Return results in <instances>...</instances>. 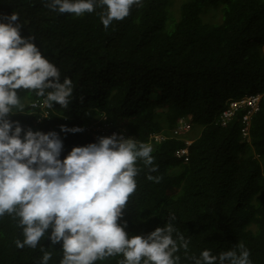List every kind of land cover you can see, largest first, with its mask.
Segmentation results:
<instances>
[{"label":"trees","instance_id":"16d2710c","mask_svg":"<svg viewBox=\"0 0 264 264\" xmlns=\"http://www.w3.org/2000/svg\"><path fill=\"white\" fill-rule=\"evenodd\" d=\"M172 3L143 0L105 29L100 9L76 17L53 12L44 0H0V14L17 13L21 35L34 36L61 79L70 77L74 86L67 109L57 105L41 116L38 107L12 118L57 132L61 124L84 128L110 122L111 130L147 142L150 133L188 116L200 128L191 157L196 151L202 158L185 166L174 157L179 141H152L156 171L151 175L161 179L147 180L140 163L137 190L125 210L127 230L147 233L172 213L191 239V252L210 248L215 254L243 241L253 264H264V188L226 209L240 182L260 180L264 187V95L250 125V143L239 139L238 118L227 126L214 124L226 99L264 92V0H181L177 9ZM20 94L25 103L38 102L34 94ZM60 135L66 154L102 134L90 128ZM256 192L260 196L252 204ZM17 238L22 239L16 222L0 218V264H37L39 249H18ZM58 258L54 251L49 264ZM182 264L191 262L182 258Z\"/></svg>","mask_w":264,"mask_h":264},{"label":"clouds","instance_id":"9594fccd","mask_svg":"<svg viewBox=\"0 0 264 264\" xmlns=\"http://www.w3.org/2000/svg\"><path fill=\"white\" fill-rule=\"evenodd\" d=\"M44 3L53 12L76 17L100 9L97 15L108 29L114 20L126 18L132 6L141 7L143 0ZM21 27L17 13L0 14V218L7 215L16 222L22 239H15V246L38 248L41 255L37 264H49L54 251L59 252L57 264H108L112 258L115 264H182V258L191 264H253L250 249L243 241L215 254L210 248L199 250L198 255L191 252V239L176 226L172 213L163 225L147 233L132 234L127 230L125 210L137 190L140 163L148 170L147 180L158 183L161 179L151 175L156 171L152 141H179L174 157L185 166L194 157L202 158L196 151L191 157L200 128L193 127L188 116L178 117L171 128L150 133L147 142L111 130L110 122L91 123L84 128L61 124L57 132L33 129L12 118L38 107L41 116H47V109L57 105L67 109L74 87L70 77L61 79L59 68L43 54L34 36L21 35ZM21 92L34 94L38 102L25 103ZM263 95L255 91L226 99L214 124L227 126L238 118L239 139L243 144L250 143V125L261 109ZM249 97L256 99L258 108L248 114V124L243 123L246 104L229 118L223 117L230 102ZM90 128L102 135L92 142L74 145L64 154L60 133ZM255 157L259 158V153ZM259 181L240 182L226 209L243 205L246 193L262 190ZM258 196L260 192L254 194L252 204Z\"/></svg>","mask_w":264,"mask_h":264},{"label":"built area","instance_id":"2783aa9c","mask_svg":"<svg viewBox=\"0 0 264 264\" xmlns=\"http://www.w3.org/2000/svg\"><path fill=\"white\" fill-rule=\"evenodd\" d=\"M244 104H246L248 110H247V114L243 116V123L248 124L249 123L248 114L258 108L256 99L254 97L242 99L239 102L238 101L230 102V106L226 108L222 113L223 117L229 118L231 115H233L236 112V110H238ZM242 131L243 133L246 132L244 127L242 128Z\"/></svg>","mask_w":264,"mask_h":264},{"label":"rangeland","instance_id":"374dc122","mask_svg":"<svg viewBox=\"0 0 264 264\" xmlns=\"http://www.w3.org/2000/svg\"><path fill=\"white\" fill-rule=\"evenodd\" d=\"M180 1L181 0H173V7H174V9H177V6H178V4L180 3ZM216 19H218V16H217V18ZM196 129H194L193 131H195Z\"/></svg>","mask_w":264,"mask_h":264}]
</instances>
